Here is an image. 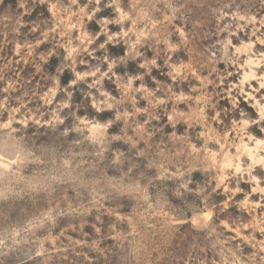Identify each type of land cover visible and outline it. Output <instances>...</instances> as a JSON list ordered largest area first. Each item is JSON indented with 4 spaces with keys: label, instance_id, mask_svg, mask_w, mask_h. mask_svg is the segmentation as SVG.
<instances>
[{
    "label": "rangeland",
    "instance_id": "374dc122",
    "mask_svg": "<svg viewBox=\"0 0 264 264\" xmlns=\"http://www.w3.org/2000/svg\"><path fill=\"white\" fill-rule=\"evenodd\" d=\"M0 264H264V0H0Z\"/></svg>",
    "mask_w": 264,
    "mask_h": 264
}]
</instances>
